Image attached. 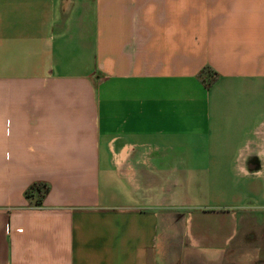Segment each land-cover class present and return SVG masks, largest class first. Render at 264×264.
Returning <instances> with one entry per match:
<instances>
[{
    "label": "crops",
    "instance_id": "0c3cea01",
    "mask_svg": "<svg viewBox=\"0 0 264 264\" xmlns=\"http://www.w3.org/2000/svg\"><path fill=\"white\" fill-rule=\"evenodd\" d=\"M0 264H264V0H0Z\"/></svg>",
    "mask_w": 264,
    "mask_h": 264
},
{
    "label": "trees",
    "instance_id": "16d2710c",
    "mask_svg": "<svg viewBox=\"0 0 264 264\" xmlns=\"http://www.w3.org/2000/svg\"><path fill=\"white\" fill-rule=\"evenodd\" d=\"M38 191V193L41 195L40 198H43V195H45L48 192V186L47 185H34L27 193V197L30 198L31 194H33V192ZM40 199H38V203H40L39 201Z\"/></svg>",
    "mask_w": 264,
    "mask_h": 264
},
{
    "label": "rangeland",
    "instance_id": "374dc122",
    "mask_svg": "<svg viewBox=\"0 0 264 264\" xmlns=\"http://www.w3.org/2000/svg\"><path fill=\"white\" fill-rule=\"evenodd\" d=\"M214 73L212 72V71H210V70H207L206 71V76L208 77V78H213L214 77V75H213ZM255 187V186H254ZM256 189L259 191V189H258V187H256ZM255 191V190H254ZM209 201H211V200H209ZM208 201V202H209ZM202 203H204V201L202 202Z\"/></svg>",
    "mask_w": 264,
    "mask_h": 264
},
{
    "label": "built area",
    "instance_id": "2783aa9c",
    "mask_svg": "<svg viewBox=\"0 0 264 264\" xmlns=\"http://www.w3.org/2000/svg\"><path fill=\"white\" fill-rule=\"evenodd\" d=\"M19 231H21V229H19Z\"/></svg>",
    "mask_w": 264,
    "mask_h": 264
}]
</instances>
